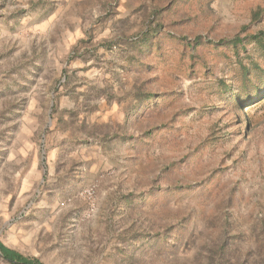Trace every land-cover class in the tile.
Instances as JSON below:
<instances>
[{"label": "rangeland", "instance_id": "374dc122", "mask_svg": "<svg viewBox=\"0 0 264 264\" xmlns=\"http://www.w3.org/2000/svg\"><path fill=\"white\" fill-rule=\"evenodd\" d=\"M260 30L264 0H0V241L264 264Z\"/></svg>", "mask_w": 264, "mask_h": 264}, {"label": "trees", "instance_id": "16d2710c", "mask_svg": "<svg viewBox=\"0 0 264 264\" xmlns=\"http://www.w3.org/2000/svg\"><path fill=\"white\" fill-rule=\"evenodd\" d=\"M251 41H254L257 43V45L261 48L262 52H264V30H260L257 33L249 36ZM243 40H233L231 43L234 45H238L240 43H242ZM262 70V68L260 69V71ZM262 73L264 75V70H262ZM223 90L226 89V87L223 85ZM247 88V87H246ZM257 93L255 96L248 94L247 95V103H253L254 99H257L258 97H263L264 96V89L263 88H258L257 89ZM237 102L242 103L244 102V100H242L241 98H237ZM0 252L2 253V257L5 260L10 261L13 264H38V260L37 259H30L28 257H25L24 255H22L20 252L15 251L9 247H7L6 245H4L1 241H0Z\"/></svg>", "mask_w": 264, "mask_h": 264}, {"label": "water", "instance_id": "95a60500", "mask_svg": "<svg viewBox=\"0 0 264 264\" xmlns=\"http://www.w3.org/2000/svg\"><path fill=\"white\" fill-rule=\"evenodd\" d=\"M0 255L3 256L1 252H0Z\"/></svg>", "mask_w": 264, "mask_h": 264}]
</instances>
